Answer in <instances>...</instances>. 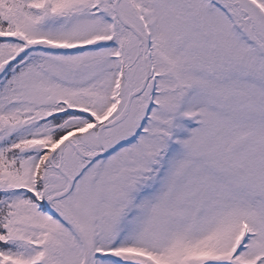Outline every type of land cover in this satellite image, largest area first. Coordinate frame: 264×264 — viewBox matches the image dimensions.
I'll return each mask as SVG.
<instances>
[{
	"label": "snow or ice",
	"instance_id": "obj_1",
	"mask_svg": "<svg viewBox=\"0 0 264 264\" xmlns=\"http://www.w3.org/2000/svg\"><path fill=\"white\" fill-rule=\"evenodd\" d=\"M0 264H264V0H0Z\"/></svg>",
	"mask_w": 264,
	"mask_h": 264
}]
</instances>
